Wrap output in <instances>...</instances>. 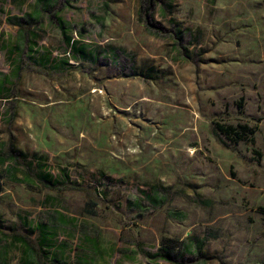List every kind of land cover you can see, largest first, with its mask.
Returning <instances> with one entry per match:
<instances>
[{
    "label": "rangeland",
    "instance_id": "374dc122",
    "mask_svg": "<svg viewBox=\"0 0 264 264\" xmlns=\"http://www.w3.org/2000/svg\"><path fill=\"white\" fill-rule=\"evenodd\" d=\"M139 10L0 0V264H264V0Z\"/></svg>",
    "mask_w": 264,
    "mask_h": 264
},
{
    "label": "trees",
    "instance_id": "16d2710c",
    "mask_svg": "<svg viewBox=\"0 0 264 264\" xmlns=\"http://www.w3.org/2000/svg\"><path fill=\"white\" fill-rule=\"evenodd\" d=\"M159 1L162 0H140V10H139L140 17L145 22L147 30L153 34H160V32L163 31V28L159 24L155 23L152 19L153 12ZM241 127L245 129L246 125L245 126L242 125ZM219 128L225 130L227 134H231L233 131H235V127H233L232 125L227 126L225 129L221 126ZM45 180L47 181V179ZM59 184L60 183L57 181L52 182L53 186H57ZM31 253H33V251ZM27 263L38 264L34 261L32 254H30Z\"/></svg>",
    "mask_w": 264,
    "mask_h": 264
}]
</instances>
